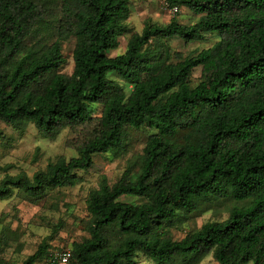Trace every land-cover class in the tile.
<instances>
[{
	"label": "trees",
	"instance_id": "16d2710c",
	"mask_svg": "<svg viewBox=\"0 0 264 264\" xmlns=\"http://www.w3.org/2000/svg\"><path fill=\"white\" fill-rule=\"evenodd\" d=\"M168 3L197 21L148 22L111 58L130 32L129 0H0V123L19 133L33 125L48 140L67 129L76 153L32 177L0 166V200L46 201L75 187L95 155L121 158L131 132H145L120 178L101 177L89 193L80 220L87 236L70 245L71 264H138V255L153 264H201L208 256L264 264V0ZM206 34L218 37L211 47L171 54L170 40L188 45ZM70 39L73 68L65 74L62 44ZM209 210L226 218L185 230ZM172 230L185 234L174 240ZM62 249L44 239L22 264Z\"/></svg>",
	"mask_w": 264,
	"mask_h": 264
},
{
	"label": "rangeland",
	"instance_id": "374dc122",
	"mask_svg": "<svg viewBox=\"0 0 264 264\" xmlns=\"http://www.w3.org/2000/svg\"><path fill=\"white\" fill-rule=\"evenodd\" d=\"M130 17L127 25L130 32L118 38L119 47L109 52L108 56L113 58L123 54L131 35L140 34L144 25L148 22L165 26L170 20L179 24L191 25L197 21V17L181 7L178 14H171L169 10L160 5L158 0H129ZM218 37L206 34L201 42H192L185 45L179 39L168 42L171 54L179 53L183 57L202 49H207L215 44ZM74 40L62 44V55L65 64L62 73L70 74L73 68L72 51ZM200 75V68L192 72V82L195 83ZM116 80L126 94L131 87L123 81L110 76ZM100 109L97 108L93 115L98 116ZM3 134L0 140V166H9L7 174L15 176L25 173L32 177L34 173L44 170L49 162H54L59 157L69 160L76 156L75 150L68 143L75 139L67 129L58 134L54 140L41 137L33 125H29L24 133L14 131L11 127L0 123ZM143 131H132L129 150L121 158L113 159L110 154L95 155L93 166L86 172H80L79 183L69 189L51 191L46 196V201L36 205L28 204L13 196L7 200H0V264H22L32 255L38 244L44 239H49L52 247L69 249L72 242L80 241L86 237L84 225L80 223L86 216L85 201L92 190L97 189L101 177H105L109 184L115 183L124 171L127 159L133 158L141 152L143 147ZM4 174L0 172V180ZM122 200L131 203H139L138 199L122 197ZM226 218L224 211L209 210L196 216L186 226L185 230H196L208 221L223 220ZM55 226L58 228L54 232ZM185 230H172L174 240H180ZM138 264H153L151 261L138 255ZM201 264H217L208 256Z\"/></svg>",
	"mask_w": 264,
	"mask_h": 264
},
{
	"label": "built area",
	"instance_id": "2783aa9c",
	"mask_svg": "<svg viewBox=\"0 0 264 264\" xmlns=\"http://www.w3.org/2000/svg\"><path fill=\"white\" fill-rule=\"evenodd\" d=\"M160 5L173 15L178 13L177 7H170L168 0H158ZM71 253L68 249H62L51 253L47 260H43L37 264H71Z\"/></svg>",
	"mask_w": 264,
	"mask_h": 264
}]
</instances>
